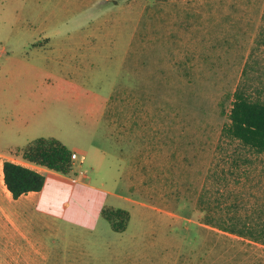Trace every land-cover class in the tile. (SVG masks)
<instances>
[{"label":"rangeland","instance_id":"obj_1","mask_svg":"<svg viewBox=\"0 0 264 264\" xmlns=\"http://www.w3.org/2000/svg\"><path fill=\"white\" fill-rule=\"evenodd\" d=\"M99 35L121 40H75ZM242 84L264 100V0H0V150L57 134L85 156L69 210L83 199L99 236L117 243L102 209L135 213L125 253L97 264H264V244L202 223L199 210L264 209V152L225 133ZM14 123L29 127L18 134ZM155 206L183 219H159ZM10 209L0 204L7 243ZM40 227H23L20 262L4 243L0 264H89L60 253L56 236L48 251ZM138 230L147 234L134 238Z\"/></svg>","mask_w":264,"mask_h":264},{"label":"crops","instance_id":"obj_2","mask_svg":"<svg viewBox=\"0 0 264 264\" xmlns=\"http://www.w3.org/2000/svg\"><path fill=\"white\" fill-rule=\"evenodd\" d=\"M75 40L82 41V43H91L92 40L97 41L96 43H115V42H119L121 39L118 37H114V36L99 35V36H84L81 38H77ZM94 51H95L93 53L94 56H97L100 58L105 56L103 52L97 51L96 48H94ZM129 56H128V59H130ZM124 59L125 58L123 57L122 60ZM140 59L141 58L137 56H135L134 58V60H138V61H140ZM109 104H110L109 101L107 100L104 101L103 108H102L104 115L108 113L106 112V110L108 109ZM16 124L18 123H14L10 127H11V130H14L15 133H18V134H22V132L24 130H27L29 127V123H28V124L23 125V128L21 129L16 128L17 129L16 130V129H13V127L16 126ZM40 137H45V138L52 137V138H57L60 141L63 139L61 136H57V134L42 135L37 138H40ZM19 147H23V146L9 145L4 150H0V154L5 155V158L0 163V204L1 203H4L6 205L10 204L11 206L10 215L12 218V227L10 229V236H9L10 243L4 242V238L0 236V253L3 252L4 243L6 245L9 244L11 248V253L14 255L13 258H16V261H18L19 258H17L15 255L17 252H19L18 249L20 248L19 238L22 237L23 234H25L23 227L25 226L34 227V225L37 224L41 227L43 226L42 228L44 230H47L45 231L47 232L45 235V238L43 236L42 237H43V243H45V245L49 247L48 251L50 252H51V248L54 247L56 241L54 240L51 241V240H48L47 238L56 236V237H59V240H60L59 242V252L60 253L79 256L81 257L82 260L86 259L85 261L88 262L89 264L90 263L97 264V262L104 263L107 261V256H109L110 258H117L118 256H121L122 254H124L125 250H127V247L124 245L122 238L125 235L130 234V231H129L130 224L133 222V218L135 215L134 211L130 208V206H111L112 208L126 209L130 212V220H129L126 230L122 232H117L111 229L113 233L112 234L107 233V237L108 236L115 237L117 236L116 234H120L118 238L119 239L118 243L113 240H108V239L105 240L101 238L99 236L100 232L97 229H95V227L92 225V220L90 219L89 215L86 213L83 199L76 200L77 203L75 204V207H76L75 214L72 213L75 207L71 211L69 210L71 206L72 198H73L72 196L77 188L78 182H80L79 178L71 174L64 175V174L55 172L53 170L47 169L45 167L34 165L32 163H29L23 160L20 156H15V155H14L15 157L12 156L14 151ZM69 149L72 152L77 153L78 155L76 159H73V167H74V164L78 162V160H80V162H83L85 160V156L84 155L81 156L77 150L72 149V148H69ZM8 151H13L11 156H7L5 154ZM134 151H142V150L139 147V148H135ZM141 153L142 152H139V154ZM149 154L151 155V158L154 159V161L157 160L158 154L159 156H161V152H158V151H154V152L149 151ZM6 159H11L15 162L21 163L23 165H26L28 167L34 168L42 172L45 175V184L42 190L38 192H29L28 194H24L17 199H14L12 197V200H10L9 195L11 196V193H8V196H7V194L4 191L5 188L6 190H8L4 182V172H3V163ZM73 171L74 170L72 169V172ZM120 199L126 200V202L134 204V202L130 201L129 199H126L123 197H120ZM137 204L140 206H144V204L142 203H137ZM133 207L135 206L133 205ZM152 209L154 211L160 212L161 216L158 217L159 219L166 220L167 217L183 219L181 215H179L172 209L165 210V212L160 206L159 207L155 206ZM69 211L70 213L68 214V217L66 218L67 222L66 223L64 222L63 224L60 223L67 216V213ZM29 213L31 214V216ZM137 213L138 211H136V215ZM139 216L140 215L138 214V217ZM143 218L147 219V216L144 215ZM96 225L104 226L102 221L97 222ZM41 227L39 229H42ZM156 231L157 230L153 231L152 233L154 234ZM146 234H147L146 230H143V231L138 230L133 233V237L140 238V237L145 236ZM99 240L101 241V243L99 242ZM96 247L103 250L102 254H100V252L99 253L96 252ZM136 250L141 252V247H139ZM99 254L102 255L101 258Z\"/></svg>","mask_w":264,"mask_h":264},{"label":"trees","instance_id":"obj_3","mask_svg":"<svg viewBox=\"0 0 264 264\" xmlns=\"http://www.w3.org/2000/svg\"><path fill=\"white\" fill-rule=\"evenodd\" d=\"M228 118L225 133L230 138L255 152H264V100L254 99L245 84L239 85L235 90ZM72 154L62 141L52 137L36 138L13 153L29 163L64 175L72 173ZM3 172L5 185L14 199L29 192H38L45 184V175L42 172L11 159L4 161ZM199 210L204 212L202 223L264 244V209L257 216H244L238 213L234 205L226 209L228 215L219 218L210 215L209 206L200 207ZM101 213L114 231L126 230L130 220L128 210L104 207Z\"/></svg>","mask_w":264,"mask_h":264},{"label":"built area","instance_id":"obj_4","mask_svg":"<svg viewBox=\"0 0 264 264\" xmlns=\"http://www.w3.org/2000/svg\"><path fill=\"white\" fill-rule=\"evenodd\" d=\"M73 159L77 158V155L75 153L72 154Z\"/></svg>","mask_w":264,"mask_h":264},{"label":"bare ground","instance_id":"obj_5","mask_svg":"<svg viewBox=\"0 0 264 264\" xmlns=\"http://www.w3.org/2000/svg\"><path fill=\"white\" fill-rule=\"evenodd\" d=\"M8 191V190H7ZM8 193H10V192H8Z\"/></svg>","mask_w":264,"mask_h":264}]
</instances>
